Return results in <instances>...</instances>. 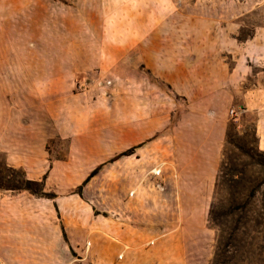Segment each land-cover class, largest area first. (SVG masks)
Masks as SVG:
<instances>
[{"label":"rangeland","instance_id":"1","mask_svg":"<svg viewBox=\"0 0 264 264\" xmlns=\"http://www.w3.org/2000/svg\"><path fill=\"white\" fill-rule=\"evenodd\" d=\"M102 3L0 0L4 125L12 126L17 119L27 126L42 122L40 103L58 98L61 82L69 81L70 94L92 90L94 100L108 102L105 76L110 74H100L95 65L87 68L86 60L108 58L113 50L100 48V43L129 47L138 42L145 30H136L133 22L145 19L146 29L153 28L162 42L179 38L190 62L207 55L214 66L208 80H222L220 92L205 101L187 103L177 97L160 133L171 137L169 129L176 126L174 141L185 143L189 154L197 145L195 151L205 160L187 165L186 173H208L211 182L176 177V166L167 160L147 162L141 178L122 176L127 166L114 163L118 155L83 183L95 168L82 167L79 158L74 166L60 167L69 140L54 137L46 145L45 158L0 150V183L45 176L47 194L1 189L0 215L7 212L14 227L153 241L145 246L157 252L151 264H264V0H113L106 33L99 26ZM124 58L130 64L135 59L129 52ZM62 71L65 74L59 75ZM89 102V96L83 100ZM232 108L239 110L234 117L228 113ZM2 134L4 146L10 148L17 134L8 129ZM25 168L33 178L26 176ZM154 168L160 171L157 176L149 174Z\"/></svg>","mask_w":264,"mask_h":264},{"label":"crops","instance_id":"2","mask_svg":"<svg viewBox=\"0 0 264 264\" xmlns=\"http://www.w3.org/2000/svg\"><path fill=\"white\" fill-rule=\"evenodd\" d=\"M102 1L106 3H102L104 10L100 12L99 26L100 32L106 33L111 27L110 3L113 0ZM118 24L124 25L125 20ZM147 26L145 19H135L133 28L145 30L138 42L129 47L100 43V48L113 50L108 58L97 56L96 60H86L87 68L95 65L100 74H110L105 76L110 88L108 102L98 97L94 100L92 90L70 94L69 81L65 84L61 82L57 86L61 91L56 93L58 98L40 103L44 113L42 122L37 120L33 126H27L18 123L20 120L17 119L12 126H5L4 115H1L0 133L8 129L12 136H17L12 139L9 148L6 144L4 146L3 134L0 135V150L9 155L21 153L31 158H45L46 145L52 138L58 137L69 140L66 160L58 161L60 167L74 166L73 160L79 158L84 161V168H105L106 161L127 152L113 160L127 166L122 176L141 178L147 162L155 164L167 160L176 166V177L210 183L208 173H186L187 165L197 166L198 160H205L204 155L195 151L197 145L194 153L189 154L185 143L181 146L174 141L176 126L169 129L171 137L160 133L166 126L165 120L170 119L175 111L177 97L187 103L205 101L220 92L218 88L222 86V80L219 79L217 84L208 80L214 66L207 55H197L190 62L185 57V47L179 43V38L162 42L160 34L153 28L146 29ZM128 52L134 54L131 64L124 58ZM61 74L64 75L65 71ZM49 86L50 93L54 94L53 84ZM88 96L90 102L83 103ZM51 130L53 133L49 132ZM161 148L168 150L164 152ZM181 165L185 168H180ZM55 168L56 165L50 170ZM25 170L26 176L34 177L30 169ZM154 170L149 174L157 176L160 171L154 175ZM129 194L133 195L134 191ZM59 210L61 212L60 206ZM3 214L8 215L7 212ZM7 215H0V261L3 264H151V260H156L154 248H145L153 241L135 240L125 234L14 227V219Z\"/></svg>","mask_w":264,"mask_h":264},{"label":"trees","instance_id":"3","mask_svg":"<svg viewBox=\"0 0 264 264\" xmlns=\"http://www.w3.org/2000/svg\"><path fill=\"white\" fill-rule=\"evenodd\" d=\"M126 153L127 152L120 153L119 156H122ZM98 169L99 168L97 169L95 168L94 170H91V172L85 178L83 183L88 182V180L97 172ZM44 181H45V176H42L40 179L37 180L24 178L21 181H16L15 179L12 178L6 181L4 180L2 183H0V190L5 189L10 192H19L21 190H25L31 195L37 197H41V196L44 197L47 195L46 193L43 192Z\"/></svg>","mask_w":264,"mask_h":264},{"label":"built area","instance_id":"4","mask_svg":"<svg viewBox=\"0 0 264 264\" xmlns=\"http://www.w3.org/2000/svg\"><path fill=\"white\" fill-rule=\"evenodd\" d=\"M238 112H239V110H236V109H233V108H232V109L229 110L228 113H229V115H230L231 117H234V116H236V115L238 114ZM158 172H159V171H154L153 174L156 175ZM0 264H1V263H0Z\"/></svg>","mask_w":264,"mask_h":264}]
</instances>
